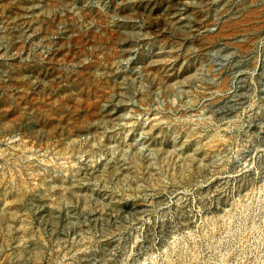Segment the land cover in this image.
I'll list each match as a JSON object with an SVG mask.
<instances>
[{
    "label": "rangeland",
    "instance_id": "374dc122",
    "mask_svg": "<svg viewBox=\"0 0 264 264\" xmlns=\"http://www.w3.org/2000/svg\"><path fill=\"white\" fill-rule=\"evenodd\" d=\"M0 264H264V0H0Z\"/></svg>",
    "mask_w": 264,
    "mask_h": 264
}]
</instances>
